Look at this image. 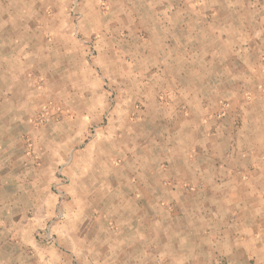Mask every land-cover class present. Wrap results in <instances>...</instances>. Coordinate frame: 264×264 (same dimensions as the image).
<instances>
[{"label": "rangeland", "instance_id": "374dc122", "mask_svg": "<svg viewBox=\"0 0 264 264\" xmlns=\"http://www.w3.org/2000/svg\"><path fill=\"white\" fill-rule=\"evenodd\" d=\"M190 2L173 55L0 7V264H264V0Z\"/></svg>", "mask_w": 264, "mask_h": 264}, {"label": "crops", "instance_id": "0c3cea01", "mask_svg": "<svg viewBox=\"0 0 264 264\" xmlns=\"http://www.w3.org/2000/svg\"><path fill=\"white\" fill-rule=\"evenodd\" d=\"M101 1L109 11L103 24L121 27L120 31H127L131 40L147 37L149 42L165 43L158 49L169 50L172 55L186 51L184 43L191 36L202 38L207 25L221 23L216 16L206 18L204 5L190 0H53V7L65 9L72 5L73 9L84 10ZM30 2L37 0H0V7L29 9Z\"/></svg>", "mask_w": 264, "mask_h": 264}]
</instances>
